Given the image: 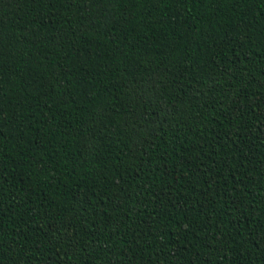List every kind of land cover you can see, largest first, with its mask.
<instances>
[{
  "label": "trees",
  "instance_id": "16d2710c",
  "mask_svg": "<svg viewBox=\"0 0 264 264\" xmlns=\"http://www.w3.org/2000/svg\"><path fill=\"white\" fill-rule=\"evenodd\" d=\"M0 264H264V0H0Z\"/></svg>",
  "mask_w": 264,
  "mask_h": 264
}]
</instances>
